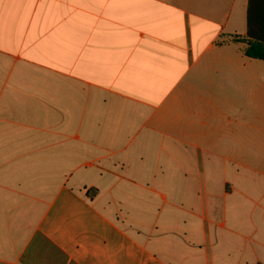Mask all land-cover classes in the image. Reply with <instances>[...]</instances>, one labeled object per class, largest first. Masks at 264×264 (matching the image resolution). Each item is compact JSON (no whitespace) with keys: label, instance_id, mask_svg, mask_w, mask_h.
<instances>
[{"label":"crops","instance_id":"obj_1","mask_svg":"<svg viewBox=\"0 0 264 264\" xmlns=\"http://www.w3.org/2000/svg\"><path fill=\"white\" fill-rule=\"evenodd\" d=\"M248 5L0 0V264H264Z\"/></svg>","mask_w":264,"mask_h":264},{"label":"trees","instance_id":"obj_2","mask_svg":"<svg viewBox=\"0 0 264 264\" xmlns=\"http://www.w3.org/2000/svg\"><path fill=\"white\" fill-rule=\"evenodd\" d=\"M247 38L246 55L264 61V0H249Z\"/></svg>","mask_w":264,"mask_h":264}]
</instances>
